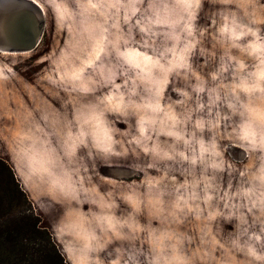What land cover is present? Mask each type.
I'll list each match as a JSON object with an SVG mask.
<instances>
[{
    "label": "rangeland",
    "instance_id": "rangeland-1",
    "mask_svg": "<svg viewBox=\"0 0 264 264\" xmlns=\"http://www.w3.org/2000/svg\"><path fill=\"white\" fill-rule=\"evenodd\" d=\"M36 1L0 157L68 264H264V0Z\"/></svg>",
    "mask_w": 264,
    "mask_h": 264
},
{
    "label": "trees",
    "instance_id": "trees-1",
    "mask_svg": "<svg viewBox=\"0 0 264 264\" xmlns=\"http://www.w3.org/2000/svg\"><path fill=\"white\" fill-rule=\"evenodd\" d=\"M0 264H68L49 226L33 208L13 167L2 157Z\"/></svg>",
    "mask_w": 264,
    "mask_h": 264
},
{
    "label": "water",
    "instance_id": "water-1",
    "mask_svg": "<svg viewBox=\"0 0 264 264\" xmlns=\"http://www.w3.org/2000/svg\"><path fill=\"white\" fill-rule=\"evenodd\" d=\"M44 29V11L34 0H0V53L34 51Z\"/></svg>",
    "mask_w": 264,
    "mask_h": 264
},
{
    "label": "bare ground",
    "instance_id": "bare-ground-1",
    "mask_svg": "<svg viewBox=\"0 0 264 264\" xmlns=\"http://www.w3.org/2000/svg\"><path fill=\"white\" fill-rule=\"evenodd\" d=\"M39 6H41L36 0H34ZM41 8H42V6H41ZM43 9V8H42ZM3 53H6V52H3Z\"/></svg>",
    "mask_w": 264,
    "mask_h": 264
}]
</instances>
